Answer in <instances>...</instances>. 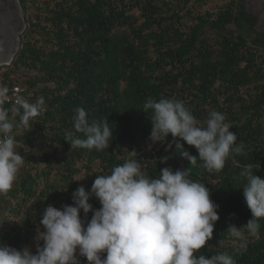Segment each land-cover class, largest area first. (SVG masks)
<instances>
[{
  "label": "trees",
  "instance_id": "obj_1",
  "mask_svg": "<svg viewBox=\"0 0 264 264\" xmlns=\"http://www.w3.org/2000/svg\"><path fill=\"white\" fill-rule=\"evenodd\" d=\"M21 3L27 29L14 62L0 70V86H22L30 102L43 97L47 111L15 137L25 162L12 189L0 194V243L36 252L48 205H72L79 187L91 191L95 175L137 159L152 177L165 167L191 170L190 178L209 189L220 219L211 249L201 254L227 252L236 264H264V219L257 236L244 231L246 252L236 251L239 241L227 233L253 218L242 169L229 158L223 170L208 172L194 147L181 141L183 149L177 148L171 136L153 144L152 123L142 111L148 98H167L183 101L201 125L211 111L224 114L237 144H243L235 160L253 164L264 179V34L255 30L257 19L245 0ZM77 107L88 112L90 122L108 119V148L72 149L64 139L66 130L74 131ZM185 153L197 158L194 165ZM165 156L167 163H160ZM89 203L101 207L95 197ZM91 217L81 212L82 219Z\"/></svg>",
  "mask_w": 264,
  "mask_h": 264
},
{
  "label": "clouds",
  "instance_id": "obj_2",
  "mask_svg": "<svg viewBox=\"0 0 264 264\" xmlns=\"http://www.w3.org/2000/svg\"><path fill=\"white\" fill-rule=\"evenodd\" d=\"M46 111L43 97L30 102L23 95L10 96L9 88L0 86V194L12 189L25 162L17 151L16 135L29 132ZM142 111L151 120L153 144L171 136L177 148L183 149L184 143L194 147L208 172H220L229 158L242 169L239 178L246 181L242 190L253 218L243 228L230 226L227 233L239 241L236 251L246 252L244 231L257 236L264 219V179L253 172V164L235 160L243 144H237L226 116L211 111L201 125L183 101L167 98H148ZM73 127L64 136L72 149L102 151L113 137L108 119L90 122L83 107L75 109ZM185 156L192 165L197 161L189 153ZM168 159L162 157L160 163ZM190 171L165 167L152 177L137 159H127L110 174L95 175L90 192L79 187L72 205L46 207L35 254L29 247L17 250L0 243V264H79L77 251L88 264H236L227 252L210 258L201 254L211 249L219 205L205 184L190 178ZM92 197L98 199L99 209L89 203ZM81 212L85 218L92 213L91 219H82Z\"/></svg>",
  "mask_w": 264,
  "mask_h": 264
},
{
  "label": "water",
  "instance_id": "obj_3",
  "mask_svg": "<svg viewBox=\"0 0 264 264\" xmlns=\"http://www.w3.org/2000/svg\"><path fill=\"white\" fill-rule=\"evenodd\" d=\"M244 5L257 19L255 30L264 34V0H245ZM26 29L21 0H0V70L14 62L22 48Z\"/></svg>",
  "mask_w": 264,
  "mask_h": 264
},
{
  "label": "built area",
  "instance_id": "obj_4",
  "mask_svg": "<svg viewBox=\"0 0 264 264\" xmlns=\"http://www.w3.org/2000/svg\"><path fill=\"white\" fill-rule=\"evenodd\" d=\"M10 90V96L14 95V94H19V95H23L24 94V88L20 85H14L12 87H8ZM147 150L149 152L154 153V148L151 144L147 145ZM33 254H35L36 252H32ZM106 255V253L104 254ZM77 259L79 260V264H88V261L86 258L79 256V252L77 251Z\"/></svg>",
  "mask_w": 264,
  "mask_h": 264
}]
</instances>
